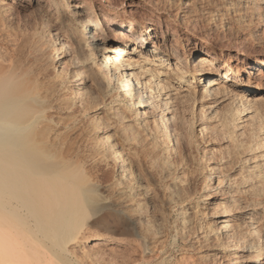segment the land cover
<instances>
[{
	"label": "bare ground",
	"instance_id": "obj_1",
	"mask_svg": "<svg viewBox=\"0 0 264 264\" xmlns=\"http://www.w3.org/2000/svg\"><path fill=\"white\" fill-rule=\"evenodd\" d=\"M263 92L264 0H0V264H264Z\"/></svg>",
	"mask_w": 264,
	"mask_h": 264
},
{
	"label": "rangeland",
	"instance_id": "obj_2",
	"mask_svg": "<svg viewBox=\"0 0 264 264\" xmlns=\"http://www.w3.org/2000/svg\"><path fill=\"white\" fill-rule=\"evenodd\" d=\"M16 22V21H14ZM14 22H11L9 25L12 27V25L14 24ZM15 25V26H14ZM13 25L12 28H16L17 26L21 25L22 26V23L19 24L18 22H16L15 24ZM249 75H246V78H248ZM258 97H261L263 98L262 100L264 101V92L261 93L260 95H258ZM260 100L257 104H258V107L260 108L261 112L264 113V102ZM203 179V180H201ZM199 181V184H201L202 182L205 181V177H202ZM169 249L171 250V258H169V260L167 261V264H181V262H179V258L178 256L181 254V253H185L184 251H187L186 253L188 254H193L194 252L192 250H183L182 248L180 247H177L175 246V244H172ZM191 252V253H190ZM177 256V257H176Z\"/></svg>",
	"mask_w": 264,
	"mask_h": 264
}]
</instances>
